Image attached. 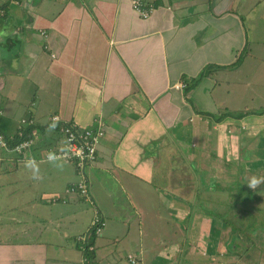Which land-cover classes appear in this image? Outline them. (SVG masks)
Here are the masks:
<instances>
[{"label":"crops","instance_id":"crops-1","mask_svg":"<svg viewBox=\"0 0 264 264\" xmlns=\"http://www.w3.org/2000/svg\"><path fill=\"white\" fill-rule=\"evenodd\" d=\"M153 1L147 19L130 0L0 1V126L14 137L31 121L23 129L43 133L26 155L0 149V264H83L77 237L95 211L111 223L93 239L92 264H132L128 255L135 264H264V183L247 186L264 177V114L237 118L223 79L247 47L264 44V0ZM202 69L208 74L194 82ZM44 86L47 94L36 90ZM28 100L32 111L18 119ZM54 115L104 124L84 168L88 188L99 185L111 206L112 189L121 191L132 218L102 207L100 191L91 190L93 207L65 195L79 179L74 165L43 159L64 146L57 128V138L46 136ZM29 157L39 180L24 168ZM209 191L228 200L215 216L200 198ZM151 194L172 220L152 215ZM9 223L21 233L11 225L5 236Z\"/></svg>","mask_w":264,"mask_h":264},{"label":"rangeland","instance_id":"rangeland-1","mask_svg":"<svg viewBox=\"0 0 264 264\" xmlns=\"http://www.w3.org/2000/svg\"><path fill=\"white\" fill-rule=\"evenodd\" d=\"M253 34H254V32H253ZM258 46L256 45L255 47H247L246 49L251 48L252 52L244 50L242 57H241V60H240L241 64H240V62H237V65H238L237 69L234 72H231L230 74H228L227 77L223 78L226 81L228 80L230 82L229 88L233 89V91L229 95V100H230L229 105L231 107H233L232 112H235L237 114L238 113H248V115L251 116L250 113H252L253 111H257V112H255L256 114H261V115L264 114V44H262V45L260 44ZM246 52H247V56H246ZM201 72L204 73V76L206 74H208L207 69H202ZM204 76H202V77H204ZM220 76H221V73H219V75L216 76L215 79H219ZM230 77H232V78H230ZM41 87H43V86H41ZM31 88H32V85H30V89ZM44 88L45 89H36V90L38 92H40L41 90H45L44 94H47L49 87L46 88L44 86ZM49 92H51V90ZM47 97L49 98L50 96L47 95ZM29 107H31L29 100L20 104V108L18 107L17 108L18 110H15V114L18 116V119L28 116L27 112L32 111V108H29ZM47 108L48 107H42V110H47ZM222 110H224L223 107L222 108L220 107V108H217L216 111L222 112ZM1 116H2V114L0 115V119H1ZM23 127H24V124H22L21 128H23ZM0 128H1V126H0ZM1 130H2V132L4 131L5 133L8 132V129H5L4 127L1 128ZM37 132H38L37 136H39V137H36L35 141L41 140V138L43 137V133L41 132V130H37ZM51 134H53V135H51ZM46 136L49 137L48 141H50L51 137L52 138L58 137V135L52 131L51 132L46 131ZM61 140H62L61 138L58 139V141L60 143L63 141V140L62 141ZM1 150L3 151L5 149H1ZM10 153H12V152H10ZM96 153H97V149H96ZM249 153L254 154L253 151H251ZM56 159H61V158H56ZM243 159H244V156L241 155L240 162H242ZM56 161H59L60 163H62V161L66 162L63 159L56 160ZM66 163H69V162H66ZM168 165H169V162H168ZM175 166H176V164H175ZM239 183H241V182H239ZM153 184L157 187V189L159 191L164 192L161 189L160 182L155 180V181H153ZM239 187H240V185H234L233 186V188H239ZM242 187H244V186L242 185ZM91 190H92L93 195L97 194L96 191H100L99 193L102 196L104 201L99 200V199H97V200H99L101 202L102 207L109 209L110 212H114L116 215H120V216L124 217L126 220H128L129 217L132 218L131 213L134 210L131 207V205L129 204V200H127L126 196L121 191H119L117 189L118 192H115V189H112L114 194L110 197V199H112V201L114 202V206H111L110 205L111 203L109 204L107 197L104 196L103 193H101L102 188L99 185H96V186L93 185V186L89 187L87 194H86L88 196V199L86 202H88L90 204V206L92 205L91 207H93V202H94V200H92L93 196L91 194ZM145 191H147V190H142V193L144 192L146 194ZM65 195H74V196L80 197L78 193H66ZM151 195H152L151 200L146 202V203L148 204L150 202L148 209L152 213V215L158 221H164L166 219L172 220L171 219L172 217L168 216L169 215V212L167 210L168 207L164 204V202L161 201L160 196L157 194H154V195L151 194ZM203 195H200L201 196L200 198L206 204L204 205V207L203 206L202 207L205 210L210 211V212H205L206 214L215 216V213H213V212H218V211H214V210L219 209L217 207V204L222 205L223 207L225 205H228V200L225 203L221 202V200H220L221 196H222L221 194H215V193L209 191V194H205L204 196ZM227 199H228V197H227ZM106 201H107V203H106ZM86 202L85 201L83 202V200H81V204L88 207L89 205ZM131 203L133 204L132 201H131ZM15 216L17 217V215H15ZM227 216H228V214H224V213L222 214L223 218H226ZM105 221H106L105 227H108L111 222L108 219H106ZM90 222H91V220H90ZM53 223L56 224V222H53ZM89 223H88V227H89ZM11 225L12 224L9 223L10 228H3L2 229V233L5 236H7V231L12 229ZM12 226H13V236L21 233V230L19 227H17L16 225H12ZM85 232H86V230L84 232L80 233L78 236H80V235L83 236L85 234ZM99 235H96V236H99ZM160 235L161 234L157 233V236H160ZM132 236H137L136 230L132 231ZM53 239H54V237H53ZM55 240H56V236H55ZM148 242L149 241H147V240L144 241L145 244H147ZM123 259H124V257H123Z\"/></svg>","mask_w":264,"mask_h":264},{"label":"built area","instance_id":"built-area-1","mask_svg":"<svg viewBox=\"0 0 264 264\" xmlns=\"http://www.w3.org/2000/svg\"><path fill=\"white\" fill-rule=\"evenodd\" d=\"M131 8L135 13L139 15L142 19L148 18L155 9V4L153 0H130ZM3 14V9L0 10V15ZM40 33L44 35V31L40 30ZM176 88L182 87L183 83L179 82L175 84ZM2 111L0 109V115ZM57 121V129L62 132L64 137V146L58 150L52 151L55 152L57 157L65 160L66 162H72L78 173L80 174L79 180L75 183L69 184L65 192L66 193H78L80 197L88 199V179L84 174V167L87 164H90L96 159V149L101 138L104 136V124L97 122L95 126L91 127H79L75 123L60 121L58 116L54 115L51 117V121ZM31 121H22L21 125H28ZM23 128L17 133L19 137L22 136ZM36 137V136H34ZM21 139L18 143L11 145V140L13 137H8L5 135L0 128V149H5L12 151L17 155L23 156L30 152L33 145H35V139ZM22 138V137H21ZM46 151L43 155V159H47L48 153ZM54 201V198H53ZM105 225L102 215L99 214V211H95L91 222L89 223L88 232L83 236H78L77 240L80 242L79 249L82 253V262L83 264H92L91 258L87 256L88 252L94 251V244L91 241V236L99 235ZM128 260L132 264L136 263L135 258L132 255H128Z\"/></svg>","mask_w":264,"mask_h":264},{"label":"clouds","instance_id":"clouds-1","mask_svg":"<svg viewBox=\"0 0 264 264\" xmlns=\"http://www.w3.org/2000/svg\"><path fill=\"white\" fill-rule=\"evenodd\" d=\"M130 4H131V3H130ZM155 6H156V5H155ZM132 10H133V9H132ZM152 13H153V12H152ZM146 19H147V18H146ZM56 127H57V121H56L55 118H54L53 123H52L51 125H49L48 131L51 132V131H53ZM34 139H36V137H34ZM56 157H57L56 153L50 151V152L48 153L47 159H48V161L53 162V161L56 160ZM23 165H24V168H26L27 170H28V169L31 170V174H32V178H33V179H37V180L41 179V176H40V169H39V166L36 164V160H35L34 157H29V158H27L26 160H24V161H23ZM57 167H58V168H62L61 165H57ZM261 183H264V177L257 178L256 176H253V177L249 180L247 186H248L250 189L255 190V189H256ZM87 230H88V228H87ZM101 232H102V231H101ZM94 237H96V236H93V239H94ZM77 238H78V237H77ZM93 239H92L91 241H92L93 244H94V240H93ZM94 251H95V244H94ZM94 251L92 252V255H93ZM90 258H91V260H92V256H90ZM127 258H128V256H127ZM128 261H129V260H128Z\"/></svg>","mask_w":264,"mask_h":264},{"label":"trees","instance_id":"trees-1","mask_svg":"<svg viewBox=\"0 0 264 264\" xmlns=\"http://www.w3.org/2000/svg\"><path fill=\"white\" fill-rule=\"evenodd\" d=\"M154 4H155V2H154ZM156 5V4H155ZM2 9V7H0V10ZM5 9H3V14L2 15H0V19L5 15ZM138 17H139V15L137 14V13H135ZM139 18H141V17H139ZM142 19V18H141ZM202 76H204V73H202V72H200V74L198 75V77H196L195 79H193V81L195 82V81H197V80H199ZM257 112V111H256ZM244 115V113H236V117L238 118H240L241 116H243ZM28 125H30V124H28ZM86 127H91V125H88V126H86ZM26 128V127H25ZM59 130V129H58ZM60 132V131H59ZM60 133H62V132H60ZM63 134V133H62ZM22 137V138H21ZM21 137H19L18 136V134H15V136L13 137V139L10 141L11 142V145H13V144H15V143H18L21 139H28V138H33L34 137V133H33V130L31 129V128H27V129H23V132H22V136ZM50 151V150H49ZM69 163H71V164H73L72 162H69ZM74 165V164H73ZM88 165V164H87ZM74 168L76 169V167H75V165H74ZM85 168V167H84ZM77 170V169H76ZM83 171H84V169H83ZM77 174L80 176V174L77 172ZM85 174V173H84ZM79 180V179H78ZM75 183V182H74ZM70 184H72V183H70ZM69 185V184H68ZM61 199V198H60ZM59 198H55V202L56 201H58V200H60ZM91 238V240L93 239V235L90 237ZM79 242V241H78ZM79 244H80V242H79ZM87 256L88 257H90V256H92V253L91 252H88L87 253Z\"/></svg>","mask_w":264,"mask_h":264}]
</instances>
